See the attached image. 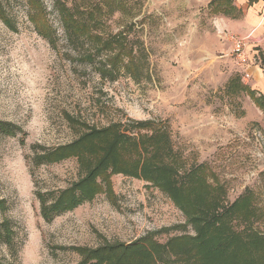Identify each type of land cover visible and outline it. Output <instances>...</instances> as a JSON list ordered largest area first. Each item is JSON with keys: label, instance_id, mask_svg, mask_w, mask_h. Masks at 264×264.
Wrapping results in <instances>:
<instances>
[{"label": "rangeland", "instance_id": "obj_1", "mask_svg": "<svg viewBox=\"0 0 264 264\" xmlns=\"http://www.w3.org/2000/svg\"><path fill=\"white\" fill-rule=\"evenodd\" d=\"M40 1L57 30L55 46L29 20L27 0H1L7 20L0 16V122L18 130L7 135L0 129V224L8 222L12 233L6 238L1 227L0 264H80V248L130 246L149 233L161 245L195 235L166 192L125 171L120 155L133 154L130 144L109 152L123 167L97 178L102 189L92 199L43 216L44 205L85 176L69 146L85 132L115 124L124 136L166 127L184 169L206 166L207 181L224 186L227 202L253 193L260 211L253 226L264 235V109L241 90L264 97V43L256 46L251 35L248 64L235 57L233 38L254 30L240 25L243 14H214L213 0ZM58 5L77 15L98 13L95 31L104 39L123 33L138 58L137 79L123 67L114 78L103 76L110 54L94 63L85 59L96 49L89 40L66 37ZM144 122L151 124L137 127ZM89 140L91 155L95 142L108 139ZM96 260L86 261L103 264Z\"/></svg>", "mask_w": 264, "mask_h": 264}, {"label": "trees", "instance_id": "obj_2", "mask_svg": "<svg viewBox=\"0 0 264 264\" xmlns=\"http://www.w3.org/2000/svg\"><path fill=\"white\" fill-rule=\"evenodd\" d=\"M27 2L30 6L29 20L37 33L55 46L58 41L57 30L48 20L45 5L40 0ZM229 2L230 0H216L210 5H215V8L223 12ZM1 7L0 0V16L7 20ZM57 7L66 37L78 41L89 40L96 49V52H88L85 59L94 63L97 55L103 52L110 54L111 57L100 68L103 76L114 78L123 67L136 78L134 71L138 68V58L133 49L125 47L123 33L104 39L101 32L95 31L97 24L101 25L98 13L87 11L77 15L67 5ZM228 10H231L230 6ZM241 90L250 92L256 104L264 109L263 96L257 97V92L247 90L242 85ZM150 124L138 123L137 127L143 129ZM0 129L7 135H14L18 127L0 122ZM150 131L124 136L120 125L115 124L98 132H85L69 146L75 147L72 154L78 157L85 176L73 183L68 190L61 192L54 203L44 205L43 216L51 219L56 213L71 210L92 199L102 189L97 178L102 177L104 180L109 168L115 173L120 172L123 167L119 162L116 163L113 154L109 152L116 147L122 150L123 144H130L133 154L120 155L126 159L122 161L123 164L127 161L125 171L138 178L147 179L166 192L186 214L188 224L195 229V235H180L168 241V244L161 245L153 241V236L149 233L130 246L117 243L115 246L108 245L97 250L80 248L78 250L84 257L80 264H88L87 259H97L103 264H135L138 257L143 259L142 264H264V235L253 226L260 218L253 193H245L230 204L227 202L226 193L222 191L224 186H214L207 181L206 166L194 165L188 170L184 169V161L179 158L180 153L174 152L171 147V138L166 127H152ZM91 137L96 141L103 138L108 140L99 144L95 142L98 150L90 155L87 146ZM56 151L54 150L53 155H43L42 161H48ZM2 204L0 201V205ZM236 224L242 226V229H237ZM1 227L5 228V236L9 239L12 233L8 222L0 224V237L4 234ZM136 247L143 254H139V250L132 251Z\"/></svg>", "mask_w": 264, "mask_h": 264}, {"label": "crops", "instance_id": "obj_3", "mask_svg": "<svg viewBox=\"0 0 264 264\" xmlns=\"http://www.w3.org/2000/svg\"><path fill=\"white\" fill-rule=\"evenodd\" d=\"M226 6V12H222L214 6V14L221 13L230 18H240L243 14L244 18L238 20L243 29L247 31V29L254 26V30L249 31L247 36L254 35L257 37L256 40H259V45L256 46H260L262 41L264 43V0H230L229 3H226ZM229 6L231 7L230 11L228 10ZM237 13L238 15H236Z\"/></svg>", "mask_w": 264, "mask_h": 264}, {"label": "built area", "instance_id": "obj_4", "mask_svg": "<svg viewBox=\"0 0 264 264\" xmlns=\"http://www.w3.org/2000/svg\"><path fill=\"white\" fill-rule=\"evenodd\" d=\"M251 35H248L245 38H237L234 37L233 38V54L235 55V57L242 63V65L244 64H248V62L250 61V57H249V42L251 41Z\"/></svg>", "mask_w": 264, "mask_h": 264}]
</instances>
